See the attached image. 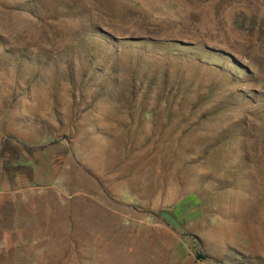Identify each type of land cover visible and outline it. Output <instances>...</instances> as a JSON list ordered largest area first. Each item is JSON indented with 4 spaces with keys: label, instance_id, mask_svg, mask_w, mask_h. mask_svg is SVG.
Returning <instances> with one entry per match:
<instances>
[{
    "label": "rangeland",
    "instance_id": "374dc122",
    "mask_svg": "<svg viewBox=\"0 0 264 264\" xmlns=\"http://www.w3.org/2000/svg\"><path fill=\"white\" fill-rule=\"evenodd\" d=\"M134 1L0 0V264H264V0Z\"/></svg>",
    "mask_w": 264,
    "mask_h": 264
},
{
    "label": "trees",
    "instance_id": "16d2710c",
    "mask_svg": "<svg viewBox=\"0 0 264 264\" xmlns=\"http://www.w3.org/2000/svg\"><path fill=\"white\" fill-rule=\"evenodd\" d=\"M126 2H128L129 4L133 5V7L138 8L137 2H135L134 0H125ZM142 13H145L146 15H151V17L153 16V14H147V11L141 9ZM128 43H138V47L140 48V50H142V53H144V49H148V48H153L156 49V51H154L155 53L157 52V48H170L169 51L173 52L171 53V56L174 58V61H176L175 64H177L178 66H181L182 63H193L195 66V63L193 62L194 57H196V55H198L201 58H205L204 60L206 62L203 69L207 68L208 66H210L212 68V71L214 73H222L224 76H226V78L224 77V79H227V81L229 83H235V80L230 79L229 78V73L231 71L235 72V68L240 72V75H244L245 72H243L242 69L237 68V66H235V63L232 62L230 60V58L228 57V60L226 58H224V56H220L218 57V54L214 51H211L210 49H208L206 47V45H204L203 43H198L195 45H190V44H182V43H178V42H173V41H165V42H159V41H151L148 39H139L137 41L134 40H129L126 41ZM142 45H145L142 46ZM137 47V46H136ZM161 50V49H158ZM197 52V53H196ZM158 53V52H157ZM159 54V53H158ZM169 52L166 54L168 55ZM151 56V55H150ZM212 57V59L210 58ZM209 59V60H208ZM225 63V64H224ZM227 63V66H226ZM213 64V65H212ZM196 69H200L202 67H198L195 66ZM213 67H215L213 69ZM231 68V69H230ZM228 69H230L231 71H228ZM228 82H224L225 84ZM224 85V84H222ZM217 86H221V85H213L210 90L209 93L212 94L216 88H219ZM225 108V107H224Z\"/></svg>",
    "mask_w": 264,
    "mask_h": 264
},
{
    "label": "crops",
    "instance_id": "0c3cea01",
    "mask_svg": "<svg viewBox=\"0 0 264 264\" xmlns=\"http://www.w3.org/2000/svg\"><path fill=\"white\" fill-rule=\"evenodd\" d=\"M1 137H0V139L3 142L5 140L4 138H6V136L2 135ZM2 145L3 144H1V147H2ZM19 145H21V144H19ZM40 151L43 152L42 149H40ZM57 152H61V147H59L58 150L52 151L48 155L49 158L52 159V156L54 157L56 154H58ZM43 156L46 157L47 155H44V153H43ZM36 164H37V167H39L36 171L28 169L27 171L21 172V176L25 178V180L27 181V185H28V182H32V183L35 182L37 184L36 188H33V187L29 188V185H28L27 187L21 189L22 192L26 191V190L27 191L29 190L31 192L30 197L28 198V202L29 203H31L30 198L34 197V196H37V193L41 192V190H43L44 188H47L45 186H47L46 184H47V182H49V181L46 180L47 176L45 175L44 166H43V165H45V160H43V162L36 163ZM15 173L16 172L13 171L11 173V175L10 174L9 175L5 174L3 168L1 167V164H0V186L1 185L3 186V192H0V212H2V210L4 209V207L6 205L14 206V204H15V202H14L15 200H11V197L9 196L11 192H15V190L18 191V188H19V186H16V185L13 184V178L12 177L15 176ZM8 197H10V201H8L9 200ZM12 209L3 212L4 216L3 217L0 216V222H8V221H11V220L12 221L17 220L18 217L16 218V215H15L14 211L11 212ZM6 212H7V214L5 215ZM32 214H33V217H32ZM28 217H29V219H30V217L36 218L35 217V211H32ZM32 218L30 220H32ZM18 220H19V218H18ZM26 226L24 227V229L26 228ZM4 227H9V226H2L0 224V230H6ZM2 228H4V229H2ZM31 228H33V226H31L30 229Z\"/></svg>",
    "mask_w": 264,
    "mask_h": 264
}]
</instances>
